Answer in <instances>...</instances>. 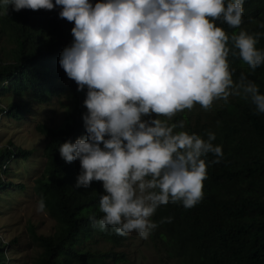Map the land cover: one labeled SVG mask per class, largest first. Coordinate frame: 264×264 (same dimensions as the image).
Returning a JSON list of instances; mask_svg holds the SVG:
<instances>
[{"label":"clouds","instance_id":"clouds-1","mask_svg":"<svg viewBox=\"0 0 264 264\" xmlns=\"http://www.w3.org/2000/svg\"><path fill=\"white\" fill-rule=\"evenodd\" d=\"M243 3L0 0V14L9 5L16 11L59 7V17L73 23L59 65L78 91L87 89L85 135L58 150L66 163L79 160L75 188L102 182L100 215L90 217L94 228L147 238L171 221L151 219L160 206L179 202L187 209L202 198L207 166L219 162L222 146L213 143L212 131L205 138L184 130V119L170 122L177 113L234 97L264 114V92L244 72L234 79L228 59L238 56L252 71L264 65V48L257 47L264 33L228 34L216 23L239 27ZM44 209L41 197L36 211Z\"/></svg>","mask_w":264,"mask_h":264},{"label":"trees","instance_id":"trees-1","mask_svg":"<svg viewBox=\"0 0 264 264\" xmlns=\"http://www.w3.org/2000/svg\"><path fill=\"white\" fill-rule=\"evenodd\" d=\"M243 9L239 27L232 28L222 20L216 23L228 34L241 29L264 33V0H244ZM59 10L16 11L9 5L8 13L0 14V116L22 121L33 105L48 104L54 97H63L70 104L63 124L37 126L47 142L44 170L35 179L34 190L38 200L43 197L56 226L49 235L31 228L41 249L35 264L119 262L126 259V253L112 247L125 243L129 234L102 231L90 221L91 216L100 215L102 182L93 181L87 189L75 188L79 160L66 163L58 150L60 143L85 135L82 114L87 111L83 104L86 87L78 91L59 65L62 50L73 40V23L60 18ZM257 47L264 48V36ZM228 59L234 79L244 72L264 92V65L252 71L238 56L230 54ZM180 119L186 121L184 130L189 133L206 138L208 131L214 132L213 143L222 146L223 156L218 163L208 164L203 196L194 206L186 209L177 202L156 210L151 219L159 222L171 217V221L159 223L150 234L151 243L175 264H264V114H256L250 103L230 97L227 103L215 100L208 109L195 104L170 122ZM31 154L32 150L11 139L0 145L2 192L18 186L3 178L11 173L10 162L27 160ZM205 159H213L212 154ZM17 242L18 238L8 243L0 238V264H9L6 248Z\"/></svg>","mask_w":264,"mask_h":264},{"label":"rangeland","instance_id":"rangeland-1","mask_svg":"<svg viewBox=\"0 0 264 264\" xmlns=\"http://www.w3.org/2000/svg\"><path fill=\"white\" fill-rule=\"evenodd\" d=\"M68 107L70 104L63 97H54L48 104L33 105L32 112L22 121L0 116V145L11 139L17 145L32 150L29 159L10 162L11 173L3 177L5 180L12 179V182L23 188L15 186L5 192L0 190V238L7 243L18 238L17 243L6 248L9 264H35L41 249L31 236V228L45 235L55 230L56 221L47 210L36 211L38 197L34 185L35 179L44 170L46 159L43 151L47 142L46 136L38 131L37 126L45 124L57 127L63 124ZM202 116L206 117L205 110ZM112 248L125 252L126 259L106 264H175L156 250L150 235L142 238L135 232L129 233L125 243Z\"/></svg>","mask_w":264,"mask_h":264}]
</instances>
